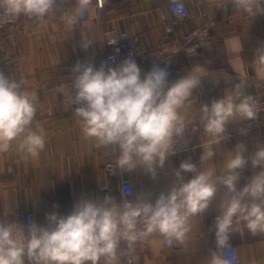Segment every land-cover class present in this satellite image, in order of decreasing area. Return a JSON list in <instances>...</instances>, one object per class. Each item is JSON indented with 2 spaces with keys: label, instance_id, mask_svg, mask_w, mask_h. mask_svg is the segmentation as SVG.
Here are the masks:
<instances>
[{
  "label": "crops",
  "instance_id": "obj_1",
  "mask_svg": "<svg viewBox=\"0 0 264 264\" xmlns=\"http://www.w3.org/2000/svg\"><path fill=\"white\" fill-rule=\"evenodd\" d=\"M171 1L107 0L99 10L93 0L88 12L69 27L61 16L74 7V0H59L58 8L42 21L21 16L0 26V73L10 80H22V88L35 93L32 127L45 132V147L36 156L19 150L18 141L9 151L0 152V221L16 212L29 211L35 224L47 226L49 214L67 215L82 199L103 201L107 193L116 196L122 180L132 185L134 198L140 194L155 202L175 180L182 162L222 175L224 162L238 143L247 147L248 156L264 146V125L253 130L245 119L236 116L229 121L221 143L212 145L215 155L201 165V154L211 139L199 122L201 106L210 105L241 83L246 96L264 91V68L254 54L264 43V14L254 17L237 12L230 2L224 7L225 0H180L190 17L177 23L176 34L206 27L213 39L210 48L187 54L177 49L173 34L162 27L164 19H172L168 8ZM107 29L126 30L135 36L142 49V73L151 71L157 62L170 64L173 75L167 76L168 86L183 78L192 66L202 70L201 85L194 90L188 112L190 124L196 126L189 139L190 148L170 156L155 178L139 165L132 172L120 171L118 153L111 147H97L96 141L84 134L75 115L69 85L73 68L78 62L96 64L106 50ZM83 40L92 43L85 49ZM259 171L249 161L241 170L239 186ZM181 174L185 180L192 177L191 173ZM225 193L219 187L208 210L191 218V231L183 245L168 247L163 237L153 234L147 239V249L138 251L133 264H211L210 250L216 248L213 223ZM240 227L241 231H234L229 239L230 245L237 246L240 264H264V233L253 235ZM118 264H122L119 259Z\"/></svg>",
  "mask_w": 264,
  "mask_h": 264
},
{
  "label": "clouds",
  "instance_id": "obj_2",
  "mask_svg": "<svg viewBox=\"0 0 264 264\" xmlns=\"http://www.w3.org/2000/svg\"><path fill=\"white\" fill-rule=\"evenodd\" d=\"M229 2L237 12L254 17L264 14V0H225L224 7ZM92 3L74 0V7L61 20L74 27ZM56 8L57 0H0V23L20 16L42 21ZM91 43L83 40L82 46L86 49ZM254 54L264 68V43ZM201 71L192 66L168 86L165 69L153 67L142 73L131 55L115 66L102 63L98 69L78 62L73 68L71 102L84 134L97 147H111L118 153L120 171L132 172L139 165L155 178L175 155L174 143L183 140L191 122L188 112L194 90L201 85ZM22 86V80L0 73V152L9 151L18 141L19 150L36 156L45 147V132L33 129L36 96ZM241 87L242 83L237 84L222 98L201 106L199 122L211 137L201 154V165L215 155L212 145L221 143L232 118H256V101L244 95ZM246 152L247 147L238 143L225 160L222 175L182 162L175 180L154 203L140 194L120 203L106 196L103 201L82 199L67 215L49 214L47 226L31 218L26 227L15 220L0 221V264H99L102 258L105 264H118L120 255H130L153 234L163 237L168 247L183 245L191 231V218L208 210L221 186L226 198L213 223L216 248L210 250L211 264H232L231 233L241 231V225L253 235L264 233V146L251 156ZM249 161L260 171L240 187L241 170ZM182 172L191 173V179L185 180ZM129 195L131 190L125 189L124 196Z\"/></svg>",
  "mask_w": 264,
  "mask_h": 264
},
{
  "label": "built area",
  "instance_id": "obj_3",
  "mask_svg": "<svg viewBox=\"0 0 264 264\" xmlns=\"http://www.w3.org/2000/svg\"><path fill=\"white\" fill-rule=\"evenodd\" d=\"M59 0H57L58 3ZM107 0H94V5L99 10L104 8ZM169 11L172 15V19H164L162 21V27L167 33H172L175 41L176 47L179 51L184 53H192L199 48H210L213 39L206 27H195L191 30H187L181 35H177L175 28L177 23L185 21L190 17V11L183 1L174 0L169 3ZM21 17V16H20ZM19 17V18H20ZM19 18L6 23H0V26L11 24L17 21ZM105 35V53L97 60L94 65L95 68H99L102 63H107L109 66H115L121 63L124 59L128 58L130 55L136 61L138 66L139 57L142 55V49L140 48L135 36L130 35L126 30H113L107 29L104 31ZM115 40V43H111ZM83 63H88L87 61ZM73 78V77H72ZM69 85H72V79L69 81ZM251 97L256 101L257 116L254 120H246L247 125L250 129H259L264 125V91L261 95H251ZM196 126L188 124L185 130L183 140H177L174 143L175 154H179L187 151L190 148L189 139L195 130ZM130 189L132 195L127 197L124 196V190ZM112 197L117 203H120L122 199H134V190L132 185L127 180L120 181L118 194L116 196L105 194V197ZM104 197V198H105ZM154 203V202H153ZM29 218L33 222L32 215L29 211L16 212L13 214L12 218L4 220L5 222H11L15 220L17 223L23 226H27L29 223ZM147 249V240L139 242L135 248V251L130 255H120L119 260L122 264H133L137 260V254L139 250ZM229 258L232 260V264H240V258L238 255V249L235 245H230L228 249ZM105 261L102 258L99 264H104Z\"/></svg>",
  "mask_w": 264,
  "mask_h": 264
},
{
  "label": "water",
  "instance_id": "obj_4",
  "mask_svg": "<svg viewBox=\"0 0 264 264\" xmlns=\"http://www.w3.org/2000/svg\"><path fill=\"white\" fill-rule=\"evenodd\" d=\"M153 67H160L163 68L167 71V76L169 75H173L172 70H171V65L166 63V62H157L154 63L151 67V69H153Z\"/></svg>",
  "mask_w": 264,
  "mask_h": 264
}]
</instances>
